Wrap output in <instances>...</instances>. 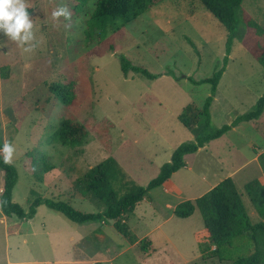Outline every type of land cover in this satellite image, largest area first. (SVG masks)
I'll return each instance as SVG.
<instances>
[{
    "label": "rangeland",
    "instance_id": "1",
    "mask_svg": "<svg viewBox=\"0 0 264 264\" xmlns=\"http://www.w3.org/2000/svg\"><path fill=\"white\" fill-rule=\"evenodd\" d=\"M95 1L87 2L83 10L79 7L81 12L75 11V0L39 2L30 16L36 37L32 52H24L19 44L0 33V41L6 44L0 48V67L7 64L11 75L8 82L0 79L4 127L8 105L22 104L27 108L18 135L13 141L5 138L15 147L12 164L21 179L15 190V203L26 211L30 205L26 203L25 190L28 198L33 191L39 197L69 203L84 213L102 212L103 209L83 201L79 194L83 190L77 182L90 166L109 157L115 158L137 185L147 186L178 146L194 140L179 115L190 104L202 109L212 86L194 84L188 78L201 81L212 77L224 67L226 58L228 64L211 107L214 127L231 124L250 112L264 95V69L256 54L247 51L240 39L234 41L228 53L227 30L198 0H162L126 27L110 26L102 38L98 29L92 37L86 33ZM61 5L70 9L71 21L63 17L59 21L52 19L53 10ZM238 21L241 35L249 29L250 22L258 23L264 30V0H244ZM259 42L264 46V36ZM121 57L148 70L156 79L134 72L126 77ZM53 84L72 87V107L54 98L50 91ZM68 117L88 131L82 147H63L53 135ZM239 126L209 146L213 158L207 152L198 157L189 155L186 168L173 175L170 183L149 193L143 206L151 209L148 215L156 212L154 218H144L142 208L130 217L131 240L138 244L146 239L148 253L124 239L110 222L79 225L41 206L33 223H24L27 245L22 237L14 235L11 222L2 221L0 213V264H41L33 262L44 259H70L56 264H78L74 255L97 259L102 264H226L212 255L213 245L200 246L196 237L204 228L200 212L196 210L192 217L180 219L174 215V207L207 193L209 186L203 181L206 174L212 181L221 177L224 169H233L251 159V142L264 146V114L257 121ZM2 131L5 133V129ZM232 140L235 147L230 144ZM255 166L245 169L237 180L250 214L253 207L244 185L259 179L254 174ZM251 217L258 220L255 214ZM43 222L48 232L57 237L78 229L85 239L81 245L85 248L68 249L65 238L49 241L33 237V227ZM159 226L154 235L158 238L155 247L148 233ZM164 239L168 246L163 247Z\"/></svg>",
    "mask_w": 264,
    "mask_h": 264
},
{
    "label": "trees",
    "instance_id": "2",
    "mask_svg": "<svg viewBox=\"0 0 264 264\" xmlns=\"http://www.w3.org/2000/svg\"><path fill=\"white\" fill-rule=\"evenodd\" d=\"M75 1L78 3L75 6V11L81 12L83 6L90 0ZM198 1L227 30L228 53H231L234 41L240 39L247 51L256 54L259 64L264 69V46H261L259 42V39L264 36V30L258 23L250 22L249 29L243 35L239 33L238 12L244 0ZM39 2L42 3L44 0L28 1L30 16L38 9ZM161 2L162 0H96L94 10L87 21L86 33L92 37L95 34L93 31L98 29L102 38L110 26L117 24L124 28L140 16L149 13L154 6ZM79 7H82V10L78 9ZM228 60L229 58H226L224 67L210 78L201 81L188 78L194 84H210L212 86L211 95L205 100L202 109L190 104L179 115L180 122L192 133L194 140L178 146L174 150L171 160L161 167L158 175L147 186L137 185L130 179L118 161L109 157L89 169L83 179L77 182L78 187L83 190L81 194L91 204L103 209L102 212L84 213L73 208L69 203L39 197L33 191L29 200V210L26 211L13 201L14 189L19 182L18 169L13 164L6 165L0 155V171L3 173L4 181L0 196L1 212L9 218L17 217L20 220H29L33 219L37 209L44 205L50 210L60 213L68 221L79 225L98 222L108 224L110 221H114V229L127 241L131 240L128 219L134 214L137 205L147 198L152 190L163 186L175 173L184 169L186 156L195 154L209 143L222 138L239 124L257 121L264 114L263 95L250 112L239 116L231 124H225L219 128L213 126L211 107ZM121 66L126 77L130 72H134L149 79H156V76L148 70L133 65L130 60L124 57H121ZM9 68L7 64L0 67V79L5 82H8L11 77ZM50 91L61 104L67 107L73 106L75 95L72 87L53 84ZM26 112L27 108L22 104H10L5 108L6 127L5 133L0 130V148L3 147L5 138L13 141L18 135L22 127V120L27 116ZM53 135L63 147L75 149L85 144L88 131L84 125L74 118L68 117L61 122ZM25 166L27 169L30 167L27 163ZM244 190L258 217L256 221L251 217L244 203V196L239 193L238 186L232 177L222 181L203 196L182 202L176 207L174 214L177 218L188 219L198 210L204 223V228L196 234L199 244L200 246L204 243L213 245L215 249L212 255L219 257L222 262L226 264H264V184L259 180L252 181L244 186ZM84 240L77 243L76 246L82 248ZM137 242L131 240L134 245ZM148 243L144 239L137 245L142 251L148 253ZM96 264L102 263L97 262Z\"/></svg>",
    "mask_w": 264,
    "mask_h": 264
},
{
    "label": "crops",
    "instance_id": "3",
    "mask_svg": "<svg viewBox=\"0 0 264 264\" xmlns=\"http://www.w3.org/2000/svg\"><path fill=\"white\" fill-rule=\"evenodd\" d=\"M1 48V47H0ZM3 49V48H2ZM5 49V48H4ZM2 87H1V84H0V108L2 109V106H3V101H2ZM2 129H5V127H4V120H3V114H2V112H1V110H0V130H2ZM238 129H240V126L239 127H235L232 131H230V132H235V131H237ZM229 132V133H230ZM228 134V133H227ZM226 134V135H227ZM225 135V136H226ZM225 136H223V137H225ZM222 137V138H223ZM222 138H220V139H222ZM220 139H218V140H220ZM217 141V140H216ZM216 141H213V142H211V143H209L208 145H206L204 148H202V149H200L197 153H195L194 154V156H196V157H198L201 153H204V152H207V154L208 155H210V158L212 157L213 158V156H211V153L209 152V146L212 144V143H214V142H216ZM230 144H233L232 146L233 147H235V145H234V143H233V140L230 142ZM250 145V148H252L253 150H254V152H253V154H254V156L251 158V159H248L247 161H244V162H242L241 164H239V165H237L236 167H233V169H224L222 172H223V175L221 176V177H218V178H216V179H213L212 181H210V177L206 174L204 177H203V181L209 186L208 187V191H207V193L209 192V191H211L214 187H216L218 184H220L222 181H224V180H226L227 178H230V177H232V178H234V180H235V182H236V184H237V180H238V177H239V175L245 170V169H247L248 167H250L251 165H253V164H255L256 166H255V172H254V174H257V177L259 178L258 180L262 183V184H264V162H263V164L262 163H260V157L262 156V157H264V146H256L254 143H250L249 144ZM189 156V155H188ZM188 156H186V159H187V157ZM172 157V156H171ZM264 159V158H263ZM171 160V159H170ZM186 166H187V161H186ZM93 166H90V168L89 169H91ZM186 168V167H185ZM190 170H192V167H190L189 168ZM226 170V172H224ZM178 173V172H177ZM177 173H175V174H177ZM174 174V175H175ZM173 177V176H172ZM21 182V179L19 178V182L17 183V185H16V187L19 185V183ZM171 182V179L169 180V181H167L165 184H168V183H170ZM3 183H4V181H3V173L0 171V196H1V194H2V191H3ZM164 184V185H165ZM247 183H245V185H246ZM244 185V186H245ZM237 186H238V184H237ZM16 187H15V189H14V193H13V201L15 202V198H14V194H15V190H16ZM81 196L80 197H82V199H83V201H85V200H87V201H89L87 198H85L81 193H79ZM24 195H25V197H27V200L28 201H26V203L28 202L29 203V200H30V198H31V196H30V198H28V195H27V193H26V190L24 191ZM73 197H74V195H73ZM72 197V198H73ZM146 199V198H145ZM144 199V200H145ZM197 199V198H196ZM144 200L141 202V203H139L138 205H137V207H136V209H135V212H134V214L136 213V211L137 210H139V209H141L142 208V214H144V218L146 217V216H148V217H151V218H154L155 217V215L154 214H156V212H153L152 214H147V212H151V209L150 208H148L147 206H143V202H144ZM193 200H195V199H193ZM90 202V201H89ZM148 203V206H151V203H149V202H147ZM181 204V203H180ZM44 206V205H43ZM178 206V205H177ZM176 206V207H177ZM176 207H174V212H175V209H176ZM41 210V206L37 209V213H36V215H35V217L34 218H36V216H39V211ZM0 213H1V215H2V221H4V222H11L12 224H13V227L15 228V231H14V235L15 236H20V237H22V239L24 240V245H27L28 243V241H27V232L25 231V229L23 228V226H24V223H27L28 225H31V223H33V221L35 220L34 218L33 219H29V220H20V219H18L17 217H12V218H9V217H6L2 212H1V209H0ZM133 214V215H134ZM251 214L252 215H256V212H255V210L253 209V211L251 212ZM132 215V216H133ZM175 215V214H174ZM141 218H138V220H140ZM11 220V221H10ZM130 220V218L128 219V221ZM110 223H112V225H113V223H114V221H110ZM104 225H106V224H104ZM129 225V224H128ZM130 227V226H129ZM160 229V226L159 227H157V229H153V230H151L148 234H149V236H151V241H150V239H149V241L156 247L157 246V240H158V238L156 237V236H154L155 235V231H157V230H159ZM71 232H68V233H63L62 235H58V237H59V239L60 238H65L66 240V242H67V244H68V249H77V248H79V247H77L76 246V244L77 243H79L81 240H83L82 239V236H81V234L78 232V229H74V230H70ZM33 232H34V234L35 235H33V237H36V238H40V237H45V238H47V240H49V241H51V239L52 238H55V237H57L56 236V234H53V233H50V232H48V229H47V226L45 225V222H43L40 226H38L37 228L36 227H33ZM198 233V232H197ZM196 233V234H197ZM57 237V238H58ZM155 238L157 239V240H155ZM81 239V240H80ZM168 240H165L164 239V246L163 247H165V246H168ZM136 245V244H135ZM82 248H85V246H81ZM154 247V248H155ZM213 248V250L215 249V247H212ZM79 249H81V248H79ZM156 249V248H155ZM160 249V248H159ZM207 249H209V248H207ZM76 255H78V254H76ZM80 255V254H79ZM74 259H75V262L76 263H78V264H87V263H89V262H94V263H97V262H99V260H97V259H87V257H78V256H75L74 255ZM28 262H32V261H28ZM66 262H70V259L69 260H65V261H61V260H54V261H52V260H50V259H44V260H40V261H34L33 263H41V264H52V263H66Z\"/></svg>",
    "mask_w": 264,
    "mask_h": 264
},
{
    "label": "clouds",
    "instance_id": "4",
    "mask_svg": "<svg viewBox=\"0 0 264 264\" xmlns=\"http://www.w3.org/2000/svg\"><path fill=\"white\" fill-rule=\"evenodd\" d=\"M29 7L27 0H0V33L19 44L24 52H32L36 47L33 43L36 37ZM61 17L67 21L72 19V13L66 5H61L52 12L53 20L59 21ZM3 46H6L5 42L0 41V47ZM15 151L13 144L5 140L0 148V155L6 165L12 164Z\"/></svg>",
    "mask_w": 264,
    "mask_h": 264
}]
</instances>
